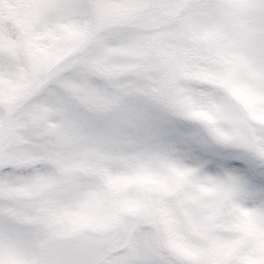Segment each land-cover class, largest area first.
<instances>
[{
	"label": "snow or ice",
	"instance_id": "1",
	"mask_svg": "<svg viewBox=\"0 0 264 264\" xmlns=\"http://www.w3.org/2000/svg\"><path fill=\"white\" fill-rule=\"evenodd\" d=\"M0 264H264V0H0Z\"/></svg>",
	"mask_w": 264,
	"mask_h": 264
}]
</instances>
